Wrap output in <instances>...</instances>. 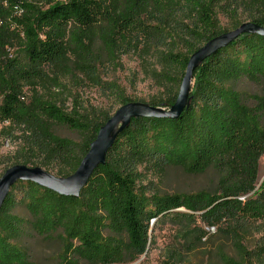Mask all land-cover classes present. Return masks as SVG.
<instances>
[{"label":"trees","instance_id":"obj_1","mask_svg":"<svg viewBox=\"0 0 264 264\" xmlns=\"http://www.w3.org/2000/svg\"><path fill=\"white\" fill-rule=\"evenodd\" d=\"M6 1L0 138L19 145L8 158L0 141V177L14 165L59 178L76 172L114 111L85 104L68 83L87 81L119 108L135 103L100 76L105 64L133 54L154 63L148 78L165 91L148 104L169 109L198 49L237 29L241 17L264 28V0ZM256 89L264 90V36L245 34L195 72L190 106L179 118L133 120L79 197L17 183L0 212V264L132 263L167 221L180 223L189 245L208 239L205 227L215 230L237 254L217 249L224 264H264L263 247L246 245L264 224V190L257 191L264 92ZM56 128L76 138L61 137ZM167 169L200 180L202 189L160 194L144 184L146 171ZM42 245L52 248L44 260Z\"/></svg>","mask_w":264,"mask_h":264},{"label":"rangeland","instance_id":"obj_2","mask_svg":"<svg viewBox=\"0 0 264 264\" xmlns=\"http://www.w3.org/2000/svg\"><path fill=\"white\" fill-rule=\"evenodd\" d=\"M220 21L224 28H229V21L220 17ZM247 19L241 17V23H246ZM118 65L111 66L105 64L100 68V76L104 82H116L125 91V95L135 103H150L155 100L163 98L165 95L164 88L158 83L148 78V72L152 66L148 64L154 63L152 61L147 64L140 61L139 57L133 54L125 55L121 58ZM69 88L75 96L85 104H91L102 109H112L114 112L119 108L118 104L106 96L103 91L94 88L87 81L83 83H68ZM263 93V89H256ZM1 129V127H0ZM56 133L61 137L75 139L76 136L68 131L56 128ZM3 144L1 153L4 157L14 156L18 142L14 140L5 141L0 138ZM146 181L144 184L149 188L155 190L160 194H174V193H190L202 189L203 184L200 180L185 175L178 169H167L164 172L146 171ZM264 190V155L260 159L257 191ZM19 215H26V212L20 210ZM260 224V231L254 233L247 240L249 250L255 251L260 247L264 249V224ZM258 224V225H259ZM205 230L210 232L208 239L203 240L197 245H189L183 239L180 223L174 221H167L159 225L154 232L153 243L148 252L137 259L135 262L127 264H224L221 261L222 257L217 253L220 247L224 254L228 257L237 258V254L231 245L220 237L216 231H212L205 227ZM42 257H49V251L52 248H47L42 245L40 248Z\"/></svg>","mask_w":264,"mask_h":264},{"label":"water","instance_id":"obj_3","mask_svg":"<svg viewBox=\"0 0 264 264\" xmlns=\"http://www.w3.org/2000/svg\"><path fill=\"white\" fill-rule=\"evenodd\" d=\"M245 34L264 36V28L254 23L246 22L235 30L213 38L198 49L189 59L178 97L174 105L169 109L138 102L128 103L118 108L100 129L95 141L90 146V150L73 175L67 178H59L40 167L33 168L25 165H14L8 168L0 177V212L12 188L19 182H32L60 195L79 197L94 172L100 166L106 165L109 151L133 120L144 117L179 118L184 110L190 106V94L195 72L208 58Z\"/></svg>","mask_w":264,"mask_h":264},{"label":"built area","instance_id":"obj_4","mask_svg":"<svg viewBox=\"0 0 264 264\" xmlns=\"http://www.w3.org/2000/svg\"><path fill=\"white\" fill-rule=\"evenodd\" d=\"M2 7H5V8L7 7V1L6 0H0V10H1ZM17 14L18 13L15 12L14 16L16 17Z\"/></svg>","mask_w":264,"mask_h":264}]
</instances>
